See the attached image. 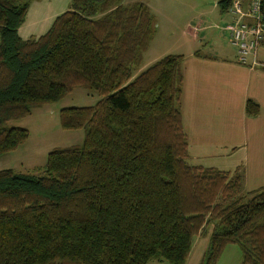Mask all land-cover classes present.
Instances as JSON below:
<instances>
[{"label":"trees","instance_id":"obj_1","mask_svg":"<svg viewBox=\"0 0 264 264\" xmlns=\"http://www.w3.org/2000/svg\"><path fill=\"white\" fill-rule=\"evenodd\" d=\"M32 1L0 0V155L28 137L9 121L74 87L101 98L60 109L62 128L84 129L81 144L49 151L39 173L0 170V264H185L207 225L198 264H215L228 243L240 264H264V185L244 193L240 168L187 161L183 56L133 77L155 33L148 5L70 0L45 33L23 39ZM245 110L256 116L259 104Z\"/></svg>","mask_w":264,"mask_h":264},{"label":"rangeland","instance_id":"obj_2","mask_svg":"<svg viewBox=\"0 0 264 264\" xmlns=\"http://www.w3.org/2000/svg\"><path fill=\"white\" fill-rule=\"evenodd\" d=\"M135 1H142L150 8L154 17L155 33L146 50L142 53L141 64L138 69L134 70L133 77L165 55L180 54L183 56L181 70L183 77H185L182 83L181 99L190 100L193 97L195 100L196 97L198 101L202 98L204 102L205 91L195 92L193 90L194 71L203 70L205 72L206 68H210L211 72L216 75L219 70H222L221 66L224 65H220V61L196 60L193 55L203 56L202 58L216 57L220 55L223 46L231 44L224 26L230 21V14L221 11L219 0H120V3L127 5ZM202 83L203 80L200 84ZM195 90H198V85H195ZM100 98L101 96L95 91L84 87H74L70 93L58 101L43 104L34 108L29 115L9 121V126L27 129L28 137L16 149L0 155V170L10 168L17 172L39 173L46 163L49 151L81 144L85 137L84 129L62 128L59 117L60 109L71 106H90ZM232 120V127L242 128L244 126L237 115ZM221 141L225 140H215L217 143H224ZM221 148L223 147L218 148L219 156H206L198 162L188 158L187 161L190 164H198L204 167H212L215 165L213 161H217L216 163L219 164L225 163L228 160L225 154L228 152H222ZM230 153L228 156H232ZM232 158L240 161L239 157ZM234 170L236 169L231 171ZM263 185L264 174L256 176L253 172H249L246 173V182H243L242 192H249ZM205 230L208 231L206 234L195 237L185 264H198L200 262L208 244L211 225H207ZM240 262V246L235 243H228L215 264H240ZM148 264L168 263L150 261Z\"/></svg>","mask_w":264,"mask_h":264},{"label":"crops","instance_id":"obj_3","mask_svg":"<svg viewBox=\"0 0 264 264\" xmlns=\"http://www.w3.org/2000/svg\"><path fill=\"white\" fill-rule=\"evenodd\" d=\"M69 3L70 0L32 1L24 22L18 28L19 36L27 39L42 35L49 29L54 18L68 8ZM219 54L216 57L205 58L193 55L196 60L220 61V65L224 66H221L222 70L216 75L210 68L209 70L206 68L205 72L194 71L193 90L205 91L204 102L202 98L198 101L196 97L195 100L193 97L190 100L181 99L188 155L194 162H198L206 156H219L218 148L223 147L220 150L228 152L222 153L228 160L221 164L213 161L215 165L212 167L224 171L240 168L244 172L243 182H246V173L253 172L256 176L264 174V66H257L253 70L239 65L236 49L231 44L223 46ZM257 59L264 64V40L258 46ZM195 85H198V90H195ZM248 99L259 104L256 116L246 114L245 105ZM236 115L242 120L244 125L242 128L231 126L232 118ZM216 139L225 141L217 143ZM232 141L234 142L228 143ZM229 152L232 156H228ZM235 156L239 157L240 161L232 158Z\"/></svg>","mask_w":264,"mask_h":264},{"label":"built area","instance_id":"obj_4","mask_svg":"<svg viewBox=\"0 0 264 264\" xmlns=\"http://www.w3.org/2000/svg\"><path fill=\"white\" fill-rule=\"evenodd\" d=\"M227 13L231 19L225 30L236 49L238 63L252 69L264 66L257 59L258 46L264 40L263 0H232Z\"/></svg>","mask_w":264,"mask_h":264}]
</instances>
